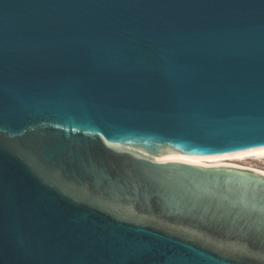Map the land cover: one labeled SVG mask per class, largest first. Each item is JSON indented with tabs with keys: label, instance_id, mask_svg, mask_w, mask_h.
<instances>
[{
	"label": "water",
	"instance_id": "1",
	"mask_svg": "<svg viewBox=\"0 0 264 264\" xmlns=\"http://www.w3.org/2000/svg\"><path fill=\"white\" fill-rule=\"evenodd\" d=\"M264 0H0V264H264Z\"/></svg>",
	"mask_w": 264,
	"mask_h": 264
},
{
	"label": "bare ground",
	"instance_id": "2",
	"mask_svg": "<svg viewBox=\"0 0 264 264\" xmlns=\"http://www.w3.org/2000/svg\"><path fill=\"white\" fill-rule=\"evenodd\" d=\"M176 156H180V157L190 159V160L202 163V164H207V165L227 163V164H232V165L241 166V167L250 168V169L259 170V171L264 172V170L260 169V168H255L253 166H248V165L236 163V162H238V160H241L243 158H248L251 156H254V158L264 159V147L252 149V150L241 151V152H237V153H231V154H225V155H215V156H204V157L203 156H190V155H179L176 153H169V154L161 157L160 159L171 158V157H176Z\"/></svg>",
	"mask_w": 264,
	"mask_h": 264
},
{
	"label": "rangeland",
	"instance_id": "3",
	"mask_svg": "<svg viewBox=\"0 0 264 264\" xmlns=\"http://www.w3.org/2000/svg\"><path fill=\"white\" fill-rule=\"evenodd\" d=\"M236 163L253 166L255 168H260L264 170V159L254 158V156L243 158L241 160H238V162Z\"/></svg>",
	"mask_w": 264,
	"mask_h": 264
}]
</instances>
